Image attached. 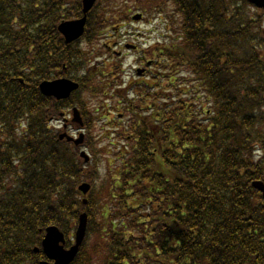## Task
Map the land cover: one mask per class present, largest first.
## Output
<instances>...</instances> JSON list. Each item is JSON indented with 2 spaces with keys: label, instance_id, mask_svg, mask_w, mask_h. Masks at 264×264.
Returning a JSON list of instances; mask_svg holds the SVG:
<instances>
[{
  "label": "trees",
  "instance_id": "16d2710c",
  "mask_svg": "<svg viewBox=\"0 0 264 264\" xmlns=\"http://www.w3.org/2000/svg\"><path fill=\"white\" fill-rule=\"evenodd\" d=\"M81 1L0 0V264H39L44 229L59 228L68 245L80 212L87 235L72 264H264V202L252 186L264 181V10L247 0H96L82 38L65 44L57 26L81 16ZM168 5L180 33L152 51L153 69L134 86L142 127L123 138L96 191L97 164L47 119L71 102L84 111L80 95L102 90L81 44ZM61 77L80 90L41 97L38 84ZM81 183L91 185L86 206Z\"/></svg>",
  "mask_w": 264,
  "mask_h": 264
},
{
  "label": "rangeland",
  "instance_id": "374dc122",
  "mask_svg": "<svg viewBox=\"0 0 264 264\" xmlns=\"http://www.w3.org/2000/svg\"><path fill=\"white\" fill-rule=\"evenodd\" d=\"M125 9L129 8V4H124ZM121 3L118 1V11L121 9ZM164 10V14L160 16H156L154 13H147L143 17L142 23H133V24H123L117 21L112 23L108 27V30L104 32V35L101 36L97 42H95L91 46H85L81 44L80 47L83 49L85 53V61L87 67H93L95 73L98 74V77L95 79V82L98 81L107 83V86L112 82L118 79L114 86L108 88L105 85H102L101 92L99 95H92L87 93V91L83 92L80 95V102L84 104V119L90 118L91 115L94 117V123L90 124V127L84 130V137H86L90 142H85L86 144H91L90 148H85V152L90 156V160H93L97 164V170L99 174V178L96 182V191L102 187V181L106 178L107 170L110 171L112 161L111 155L117 153L119 149L124 145V140L122 139V135H120L119 130H124L119 128V130H115L112 127L113 123L117 122L118 114H123L124 118L121 123L125 126L127 119L129 118V114L125 111L124 100L125 96L128 101L134 100V94L131 89L127 90L128 82L135 80V64L132 62L134 60V56L132 53L127 54L128 56L122 58H115V62L121 68V74L119 76L112 77L110 75V66L108 64L113 63L114 59L110 55V50L107 51L106 46H113L117 44L118 49H122L125 43L133 44L139 46V48L143 51H148L147 59H152V51L162 49L167 38H172L178 33H180L181 24L179 22V17L173 13V10L168 5ZM140 12L130 13L129 18ZM142 14V13H140ZM143 15V14H142ZM116 16V15H115ZM167 19V21H166ZM107 32V33H106ZM167 45V44H166ZM157 56V55H156ZM150 57V58H149ZM152 57V58H151ZM156 58V57H155ZM137 61L136 59L134 62ZM186 79H192L190 75H185ZM189 78V79H188ZM194 84V83H192ZM165 87V85H163ZM119 92V93H117ZM102 93H107L103 95ZM79 99V97H77ZM107 113H110V116L114 119L112 124L107 123ZM67 119H71L70 112L67 113ZM75 124H69L67 127L68 135L77 136L75 133L77 126H73ZM61 126V121L53 122L49 125L50 130L57 131ZM62 131V130H61ZM99 152L96 155H92V152ZM107 153H110L108 155ZM87 199V197H83ZM103 203L104 200L99 198L97 203ZM100 211L97 209L96 217L94 222L98 223L100 221ZM72 235V231L70 233ZM70 235V236H71ZM95 235L91 233L88 246L85 248V253L89 254L91 246L97 244V239L94 237ZM70 241L72 237H69ZM96 264H98V259L95 260Z\"/></svg>",
  "mask_w": 264,
  "mask_h": 264
},
{
  "label": "water",
  "instance_id": "95a60500",
  "mask_svg": "<svg viewBox=\"0 0 264 264\" xmlns=\"http://www.w3.org/2000/svg\"><path fill=\"white\" fill-rule=\"evenodd\" d=\"M251 4L256 6L259 9H264V0H248ZM95 0H83L82 14L83 17L78 20L62 23L58 27V31L64 37L66 43H71L81 37L84 32V26L86 22V14L93 7ZM140 16H136L133 19L138 20ZM78 88V85L68 81V80H58L53 82H43L39 89L40 92L45 96H51L56 99H66L69 97L71 92L75 91ZM74 121L80 122L79 113L73 111ZM66 138L68 142H73L74 145L78 146L82 143V136L78 140H73L66 135L60 136V139ZM80 156L84 158V161H88V157L85 153H81ZM253 187L262 193V198L264 201V184L261 182L253 183ZM89 186L83 184L78 187V190L85 195L89 191ZM83 204H86V201H83ZM87 225V216L86 214H81L79 216L78 227L75 232L74 245L71 246L68 250L64 248L65 238L63 233H61L56 227H49L45 229V236L42 240L41 246L42 251L46 258L53 263L41 262L40 264H71L75 259L79 246L82 244L85 230ZM38 250H34L36 253Z\"/></svg>",
  "mask_w": 264,
  "mask_h": 264
},
{
  "label": "flooded vegetation",
  "instance_id": "af4514ba",
  "mask_svg": "<svg viewBox=\"0 0 264 264\" xmlns=\"http://www.w3.org/2000/svg\"><path fill=\"white\" fill-rule=\"evenodd\" d=\"M129 47L128 45H125V48ZM131 50H134V51H138V49L135 47ZM116 56L118 58H121L123 56V54H121L120 52L116 53ZM144 58H145V53H143V56L142 58H140L138 60V62L136 63V69L139 68V69H142V71H144L141 76L145 77L144 75L147 74V69H146V65H145V61H144ZM113 66V65H112ZM115 66V65H114ZM128 111V110H127ZM119 118H121V116L119 115ZM65 128V127H64Z\"/></svg>",
  "mask_w": 264,
  "mask_h": 264
}]
</instances>
